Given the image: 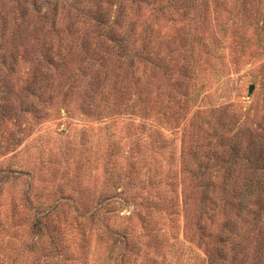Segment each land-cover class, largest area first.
Returning a JSON list of instances; mask_svg holds the SVG:
<instances>
[{"label":"rangeland","instance_id":"rangeland-1","mask_svg":"<svg viewBox=\"0 0 264 264\" xmlns=\"http://www.w3.org/2000/svg\"><path fill=\"white\" fill-rule=\"evenodd\" d=\"M66 1L111 34L0 0V264H210L225 219L197 180L264 213V0ZM259 227L217 264H264Z\"/></svg>","mask_w":264,"mask_h":264},{"label":"trees","instance_id":"trees-1","mask_svg":"<svg viewBox=\"0 0 264 264\" xmlns=\"http://www.w3.org/2000/svg\"><path fill=\"white\" fill-rule=\"evenodd\" d=\"M29 1L33 11L39 14L40 13L39 10L41 9V3L39 2V0H29ZM51 1H52L51 5L49 4L50 2H48L47 5L49 9H52L55 15L58 11V8L61 7L69 15H73L75 18L77 17L81 18L82 22L85 25H92L93 28H98L99 30H101L100 32H103L104 30L106 34H108L107 32L111 34L112 26L114 25V23H117L116 18L115 21L112 22L113 23L112 25H110V23L104 22L102 19V15L98 11L93 12L92 7L90 8L89 6H85V5L81 7L79 3L77 4L75 2L68 3V1L66 0H62L59 7L58 0H51ZM118 4L121 3L119 2ZM117 7L118 9H120L119 5ZM126 39L127 38L125 36L117 34V39H116V41H118V43L116 44L117 49L120 50L122 48H127ZM141 54L142 53L140 51L139 52L129 51V57L133 59L134 57H136L137 59H141L140 58ZM230 167L231 164L229 168ZM206 168L207 167L205 165H200L197 168L198 170L197 172ZM197 184L201 188L200 196H199V211H200L199 215L201 216L203 214L207 215L209 213L208 210H210V212L213 213L216 207L218 206L219 209L223 211L222 215H223V219H225L224 229H223L224 232L222 230L221 240L219 241L220 243L218 242L219 247L215 251V258L212 257L210 261V264H217V260L219 257L223 256V252L226 246L232 245L234 250H238L243 243L245 244L250 243L248 241L249 238L251 239L255 238L253 237L252 234H254L256 227L260 229L262 227L259 226L264 225V213L258 210V208L257 210L249 209V205H250L249 201L251 200L252 196L257 195L254 194V190L256 189L252 184L246 187H240L239 185H237L236 180L227 179V178H223L218 183H216L215 181H211L209 179L206 181L197 180ZM260 186H264V183H262ZM208 205L210 206V208H208ZM240 217H242L246 226L249 227V231L247 232L246 229H243L245 226L241 225L240 229L243 230V236L247 234L246 237H244L245 239L242 240L243 237L240 238L239 240L231 239L233 232H236V228H237L236 221L239 222ZM125 238L127 237L126 236L121 237L122 239L120 240L121 244L124 246V248L129 246L132 254L136 255L138 253V250L134 251L133 243L128 245L127 243L128 239L126 241ZM261 241L264 242L263 239ZM257 244L258 246L256 245V247H258L259 249H263L261 248L262 245H260L259 243Z\"/></svg>","mask_w":264,"mask_h":264},{"label":"water","instance_id":"water-1","mask_svg":"<svg viewBox=\"0 0 264 264\" xmlns=\"http://www.w3.org/2000/svg\"><path fill=\"white\" fill-rule=\"evenodd\" d=\"M249 92H251V89H249Z\"/></svg>","mask_w":264,"mask_h":264}]
</instances>
